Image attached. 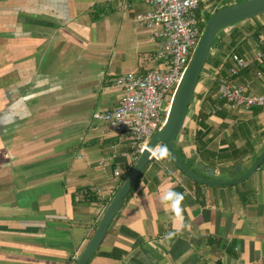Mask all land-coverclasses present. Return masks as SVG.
Returning <instances> with one entry per match:
<instances>
[{
	"label": "crops",
	"instance_id": "crops-1",
	"mask_svg": "<svg viewBox=\"0 0 264 264\" xmlns=\"http://www.w3.org/2000/svg\"><path fill=\"white\" fill-rule=\"evenodd\" d=\"M228 1L201 0V10ZM147 10L139 0H0V264L75 263L136 164L123 156L126 138L93 116L117 106L116 77L157 68L156 41L137 23ZM248 26L261 29L252 36ZM235 29L244 35L214 48L174 143L189 162L196 118L215 105L204 101L221 76L214 64L230 47L251 56L264 14ZM236 82L264 94V62ZM206 124L208 153L195 164L215 177L201 165L196 175L248 173L264 151V110L211 114ZM149 162L88 264H264V162L229 187L198 186L170 160ZM165 188L183 194L179 218L160 201ZM88 189L105 201L87 202Z\"/></svg>",
	"mask_w": 264,
	"mask_h": 264
},
{
	"label": "built area",
	"instance_id": "built-area-1",
	"mask_svg": "<svg viewBox=\"0 0 264 264\" xmlns=\"http://www.w3.org/2000/svg\"><path fill=\"white\" fill-rule=\"evenodd\" d=\"M139 1L148 10L137 17V23L148 30L156 41L157 68L143 74L127 73L116 77L112 86L119 93L117 106L93 116L96 122L105 124L112 133L126 138L131 151L123 156L130 157L134 162L164 126L202 35L196 15L201 8L200 0ZM231 29L229 27L223 33L228 35ZM214 48L209 55L211 57ZM227 61L226 75L215 78L216 104L211 114L264 110V94H254L248 85L236 82L242 72L264 62V35L256 40L251 56L230 53ZM257 76L260 77L261 73L257 72ZM157 157L155 151L151 160ZM119 175L120 171H115V176Z\"/></svg>",
	"mask_w": 264,
	"mask_h": 264
},
{
	"label": "water",
	"instance_id": "water-1",
	"mask_svg": "<svg viewBox=\"0 0 264 264\" xmlns=\"http://www.w3.org/2000/svg\"><path fill=\"white\" fill-rule=\"evenodd\" d=\"M264 14V0H247L242 3H234L220 9L207 22L200 37L197 48L194 50L191 61L184 75L182 83L176 92L174 100L169 109L166 122L162 129L150 139L143 152L138 157L132 171L127 176L123 185L118 189L113 200L106 208L102 219L83 252L76 259L74 264H88L98 251L107 230L115 215L121 209L125 198L151 160L152 153L158 152L161 146L165 147L167 154L178 169L192 181L205 186L229 187L248 180L264 162V151L253 164L251 170L245 175L227 182L212 181L201 178L192 172L174 151V143L185 127L188 119L191 104L194 99L196 87L199 83L207 59L211 53L213 42L216 36L229 27ZM209 178L215 177L212 168L200 166ZM241 171V166H236V172Z\"/></svg>",
	"mask_w": 264,
	"mask_h": 264
},
{
	"label": "trees",
	"instance_id": "trees-1",
	"mask_svg": "<svg viewBox=\"0 0 264 264\" xmlns=\"http://www.w3.org/2000/svg\"><path fill=\"white\" fill-rule=\"evenodd\" d=\"M232 4V0H229L228 2H227V6H229V5H231ZM227 6H224V7H222V8H225V7H227ZM220 9H216V10H214L211 14H209L210 12H207V13H204V12H202V10H201V8L196 12V15H197V17H198V21H200V32H202L203 33V30H204V28H205V26H206V24H207V21H209V19L215 14V13H217L218 11H219ZM209 16V17H208ZM237 25V24H236ZM236 28V26H234V28L230 31V33L228 34L229 36H230V38H232L233 40L234 39H237V38H242V35H243V33L241 32V31H238V30H236L235 29ZM260 29H261V27L259 28V29H257L256 31H254V29H253V27H250V26H248V27H245V30H246V33H248V34H251V33H254V34H258V32L260 31ZM219 35V34H218ZM217 35V36H218ZM222 35L224 36V33H222ZM216 36V37H217ZM226 36V35H225ZM220 40L221 39H217L216 40V38H215V40H214V42H213V48L214 47H216V46H218L220 43ZM233 40L231 41V44H232V46H233ZM221 46H223V44H221ZM230 50L228 51V53L230 52V53H238L239 54V50L238 49H236V48H232V47H230L229 48ZM229 53V54H230ZM228 54V55H229ZM211 56H209L208 57V59H207V62H206V64L210 61V58ZM215 62H217V60L215 61ZM221 63V64H220ZM214 66H219V68H218V72H219V74L221 75V76H225L226 74V69H227V67H229V63H228V61H227V56H224V57H222V55H221V57H219L218 58V63H215L214 64ZM248 70V69H247ZM201 79V78H200ZM200 81V80H199ZM216 92H217V81L216 80H214L213 82H212V88H211V93L212 94H214V95H216ZM206 99H208V103L209 104H213V103H215L216 102V99L215 100H211V96L209 95V96H207V97H205L204 98V101L206 100ZM204 104H205V102H204ZM213 106V105H212ZM210 110H212V108L210 109ZM259 110V109H258ZM211 113V111L209 112V110H208V108H204V106L202 105V109H201V111H200V113H199V115L197 116V118H196V122H197V129H196V132H195V135H194V141L196 142V144H197V152H196V155H194L193 156V158H191V162H189V161H187V159H185V157L184 156H182L179 152H177L175 149H174V151H175V153L180 157V159L184 162V164L187 166V168L188 169H190L192 172H194L195 174H196V172H197V168H198V165H201V164H203V161H201L200 163H198V165H196L195 164V162H196V158H198L199 156H200V158L202 157V155L203 154H207L208 153V151H207V148H206V146H207V144L204 142V138L206 137V135L209 133V127H208V125L206 124V121L208 120V118L210 117V114ZM187 131V130H186ZM131 151V149H129V152ZM200 151V153H198ZM158 160H162V159H166V160H170V161H172L171 159H170V157H169V155L167 154V152H166V150H165V147L164 146H161L160 148H159V150H158ZM173 162V161H172ZM150 163V162H149ZM149 163L146 165V167L144 168V170H146L147 169V167H148V165H149ZM174 163V162H173ZM195 164V165H194ZM133 167H134V165L132 164V165H129L128 167H127V170H128V173L129 172H131L132 171V169H133ZM143 170V171H144ZM184 175V174H183ZM185 176V175H184ZM142 177V174L139 176V178L137 179V181H136V183L134 184V186L132 187V189L130 190V192H129V194L128 195H130L131 193H132V191L135 189V187H136V185L138 184V182H139V179ZM125 180H126V178H123L121 181H120V183H119V187H118V189L123 185V183L125 182ZM196 185H198L199 186V184L198 183H195ZM127 195V196H128ZM83 197L86 199V201L87 202H97V201H100V200H103V201H105V197L104 196H99L96 192H94L92 189H88V190H86L85 192H84V195H83ZM103 197V198H102ZM112 200V198H110V200H108L107 199V204L106 205H109V203H110V201ZM69 264H74L73 262L71 263H69Z\"/></svg>",
	"mask_w": 264,
	"mask_h": 264
},
{
	"label": "clouds",
	"instance_id": "clouds-1",
	"mask_svg": "<svg viewBox=\"0 0 264 264\" xmlns=\"http://www.w3.org/2000/svg\"><path fill=\"white\" fill-rule=\"evenodd\" d=\"M183 198L184 197L181 192H177L172 188H165L160 195L161 203L169 207L170 210L177 216V218L180 216V204Z\"/></svg>",
	"mask_w": 264,
	"mask_h": 264
},
{
	"label": "rangeland",
	"instance_id": "rangeland-1",
	"mask_svg": "<svg viewBox=\"0 0 264 264\" xmlns=\"http://www.w3.org/2000/svg\"><path fill=\"white\" fill-rule=\"evenodd\" d=\"M244 1H247V0H234V3H242V2H244ZM200 2H201V0H200ZM224 6H227V2H223V3H221L220 4V6L217 8V9H222V7H224ZM214 11V10H213ZM213 11H209L210 13L209 14H211ZM261 16V15H260ZM209 17V16H208ZM255 18H259V16H257V17H254L253 19H255ZM208 22V21H207ZM240 24V23H239ZM234 26H236V25H234ZM254 28V27H253ZM222 33L223 32H221V33H219V35L216 37V40L220 37V39L223 37V35H222ZM244 33L245 34H248V33H246V30H245V28H244ZM224 35H226V34H224ZM244 35V34H243ZM251 35L252 36H256V34H254V33H251ZM238 39V38H237ZM206 66V65H205ZM204 69H205V67H204ZM204 69H203V71H204ZM201 78V77H200ZM199 84V83H198ZM197 88H198V85H197V87H196V90H195V94H196V91H197ZM194 94V95H195ZM215 99H216V97H214ZM215 99H213V100H215ZM215 104H216V102H215ZM207 105V104H206ZM208 106V105H207ZM182 132H183V130H182ZM182 132L180 133V135L182 134ZM179 135V136H180ZM178 136V137H179ZM178 139V138H177ZM197 172H200L199 170H197Z\"/></svg>",
	"mask_w": 264,
	"mask_h": 264
}]
</instances>
